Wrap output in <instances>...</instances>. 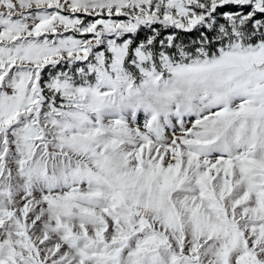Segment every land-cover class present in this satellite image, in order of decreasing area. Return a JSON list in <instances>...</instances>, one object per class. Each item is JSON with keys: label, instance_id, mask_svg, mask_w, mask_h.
Wrapping results in <instances>:
<instances>
[{"label": "snow or ice", "instance_id": "6c2138e0", "mask_svg": "<svg viewBox=\"0 0 264 264\" xmlns=\"http://www.w3.org/2000/svg\"><path fill=\"white\" fill-rule=\"evenodd\" d=\"M0 264H264V0H0Z\"/></svg>", "mask_w": 264, "mask_h": 264}]
</instances>
